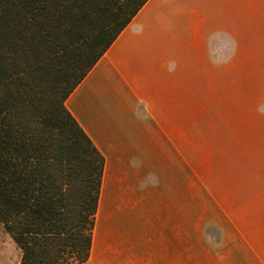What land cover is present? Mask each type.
Masks as SVG:
<instances>
[{"label": "crops", "instance_id": "obj_1", "mask_svg": "<svg viewBox=\"0 0 264 264\" xmlns=\"http://www.w3.org/2000/svg\"><path fill=\"white\" fill-rule=\"evenodd\" d=\"M233 29L257 42L264 0H148L66 100L105 159L84 264H264L256 217L201 230L185 203L184 127L225 82Z\"/></svg>", "mask_w": 264, "mask_h": 264}, {"label": "trees", "instance_id": "obj_2", "mask_svg": "<svg viewBox=\"0 0 264 264\" xmlns=\"http://www.w3.org/2000/svg\"><path fill=\"white\" fill-rule=\"evenodd\" d=\"M148 0H0V222L20 264L88 261L105 159L66 100Z\"/></svg>", "mask_w": 264, "mask_h": 264}, {"label": "rangeland", "instance_id": "obj_3", "mask_svg": "<svg viewBox=\"0 0 264 264\" xmlns=\"http://www.w3.org/2000/svg\"><path fill=\"white\" fill-rule=\"evenodd\" d=\"M245 37L236 29L227 37L225 82L217 77L216 92L200 94L198 120L184 127L185 203L193 199L201 230H224L227 215L239 214L264 227V29L257 42ZM21 257L0 222V264Z\"/></svg>", "mask_w": 264, "mask_h": 264}]
</instances>
